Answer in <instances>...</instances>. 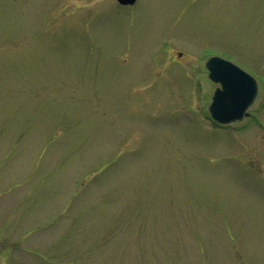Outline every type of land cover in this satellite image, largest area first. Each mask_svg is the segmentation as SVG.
<instances>
[{
  "label": "rangeland",
  "instance_id": "obj_1",
  "mask_svg": "<svg viewBox=\"0 0 264 264\" xmlns=\"http://www.w3.org/2000/svg\"><path fill=\"white\" fill-rule=\"evenodd\" d=\"M0 264H264V0H0Z\"/></svg>",
  "mask_w": 264,
  "mask_h": 264
},
{
  "label": "water",
  "instance_id": "obj_2",
  "mask_svg": "<svg viewBox=\"0 0 264 264\" xmlns=\"http://www.w3.org/2000/svg\"><path fill=\"white\" fill-rule=\"evenodd\" d=\"M117 1L126 5L135 0ZM206 67L210 71L209 78L220 84L208 107L212 119L221 124L241 120L256 96L255 80L237 66L218 57L210 58Z\"/></svg>",
  "mask_w": 264,
  "mask_h": 264
}]
</instances>
